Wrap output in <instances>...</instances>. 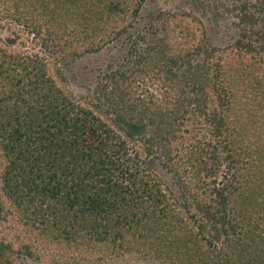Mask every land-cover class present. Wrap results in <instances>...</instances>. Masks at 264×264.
Masks as SVG:
<instances>
[{
  "label": "trees",
  "instance_id": "trees-1",
  "mask_svg": "<svg viewBox=\"0 0 264 264\" xmlns=\"http://www.w3.org/2000/svg\"><path fill=\"white\" fill-rule=\"evenodd\" d=\"M218 1L215 21L234 18L224 46L195 11L158 10L139 25L145 0H0L37 37L75 31L77 57L115 42L126 49L109 61L92 100L91 91V99L69 94L44 59L0 38V227L22 224L28 240L0 235V264H23L36 248L55 254V264L124 254L264 264V0ZM197 2L206 14L209 5ZM136 75L175 92L165 103L129 96L121 84ZM198 114L214 139L212 161L225 169L207 183L202 150L191 153L208 199L179 203L151 172L149 155ZM136 143L145 158L130 153Z\"/></svg>",
  "mask_w": 264,
  "mask_h": 264
},
{
  "label": "rangeland",
  "instance_id": "rangeland-1",
  "mask_svg": "<svg viewBox=\"0 0 264 264\" xmlns=\"http://www.w3.org/2000/svg\"><path fill=\"white\" fill-rule=\"evenodd\" d=\"M203 4H207L205 11L206 14H201L198 11L199 3L197 0H145L143 9L138 16L139 25H146L150 19V12L163 13L168 10L176 13L178 8L184 13L195 11V14L200 17L201 21L205 24V27H210L213 37L216 38V42L222 46L227 44L228 41V27L232 25L234 18L230 15H225L222 12V16L215 18L210 14L213 9L219 8L218 0H201ZM194 7V8H193ZM12 10H6V8L0 9V38L6 39L11 46L24 55H37L45 60L48 65L49 73L52 74L60 87H62L69 94L76 97H85L91 99L90 91L92 94V100L96 96L92 91L95 84L101 79V76L105 72L109 61H112L113 56L121 57L126 49H119L120 44L115 42L114 44H105L98 52H87L80 57L75 56L73 48L81 49L83 44L81 40L77 39L75 31L71 29H64L62 33L52 34L50 36L37 37L34 33H31L24 29V27L17 23L11 16ZM174 17L175 21L181 25H185L187 20L182 23L181 17ZM169 18V16H168ZM165 25H174L172 21H167ZM179 39V38H178ZM5 41V40H4ZM2 42V41H0ZM122 53V54H121ZM115 58V59H116ZM117 69L116 67H112ZM111 68V69H112ZM127 88L125 91L129 96L139 98L148 102V100L161 101L165 103L167 94L174 93L175 90L162 86V82L151 75H136L130 77L126 83H122L121 87ZM166 92V93H165ZM89 95V96H88ZM165 96V98H163ZM164 100V101H163ZM157 103V101H156ZM192 115V114H190ZM174 127V123H170ZM172 127V126H170ZM181 130H177V136L169 141L162 140L164 146L155 144L151 148V155H149V166L151 172L156 176L155 178L162 184L161 187L164 191H169L173 198L179 201V203L188 200L190 203L195 199L207 198L208 191L204 192V189L196 185L197 177L194 176L192 165L188 164V156L192 153H197L202 150V161H206V165L211 168V171H202L200 177L205 179V182L209 183L216 179L218 182L222 178L224 171V164L216 165L212 161V154L209 152L211 149L207 143L210 141L214 143V139L211 136L208 125L202 121L201 115L191 117ZM169 129V128H168ZM212 143V144H213ZM133 147V148H132ZM141 144H133L130 147V153L139 151V156L145 158V154L141 151ZM172 154V159L167 162L165 152L169 151ZM168 193V192H167ZM178 208V206H177ZM182 210L181 208H179ZM190 209V208H189ZM191 210V209H190ZM193 210V209H192ZM191 210V211H192ZM24 225L19 224L12 220H2L0 227V235L8 236V239L14 240L13 236L18 235L19 240L27 242V237L24 234ZM27 233V232H25ZM30 243V242H29ZM16 247L19 243H15ZM33 247V246H32ZM35 248V247H34ZM36 250V251H34ZM48 252V251H47ZM34 257H23V264H55L57 256L52 252L49 254L39 250V248L33 249ZM174 259V256H170L169 260ZM167 262V260H165ZM85 264H163L156 263L155 260H147L144 258H138L124 254L115 258H103L100 261L87 262Z\"/></svg>",
  "mask_w": 264,
  "mask_h": 264
}]
</instances>
